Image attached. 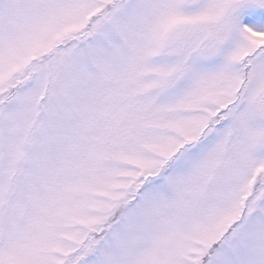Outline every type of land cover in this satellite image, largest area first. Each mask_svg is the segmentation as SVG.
<instances>
[{
	"label": "snow or ice",
	"instance_id": "obj_1",
	"mask_svg": "<svg viewBox=\"0 0 264 264\" xmlns=\"http://www.w3.org/2000/svg\"><path fill=\"white\" fill-rule=\"evenodd\" d=\"M0 264H264V0H0Z\"/></svg>",
	"mask_w": 264,
	"mask_h": 264
}]
</instances>
